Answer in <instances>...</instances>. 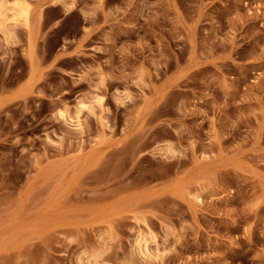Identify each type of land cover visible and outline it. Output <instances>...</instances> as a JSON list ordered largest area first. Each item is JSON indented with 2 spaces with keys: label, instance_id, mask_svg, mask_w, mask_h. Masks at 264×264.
Masks as SVG:
<instances>
[{
  "label": "rangeland",
  "instance_id": "1",
  "mask_svg": "<svg viewBox=\"0 0 264 264\" xmlns=\"http://www.w3.org/2000/svg\"><path fill=\"white\" fill-rule=\"evenodd\" d=\"M26 1L0 264H264V0Z\"/></svg>",
  "mask_w": 264,
  "mask_h": 264
},
{
  "label": "bare ground",
  "instance_id": "2",
  "mask_svg": "<svg viewBox=\"0 0 264 264\" xmlns=\"http://www.w3.org/2000/svg\"><path fill=\"white\" fill-rule=\"evenodd\" d=\"M30 20L31 8L26 0H0V30L4 31V33L5 30L9 32L13 28L9 29L7 26H16L19 23L25 28H29ZM86 105L82 103L81 107H86ZM60 116L64 121L70 122L74 126H79L80 124L78 114L72 118L63 113H60Z\"/></svg>",
  "mask_w": 264,
  "mask_h": 264
}]
</instances>
